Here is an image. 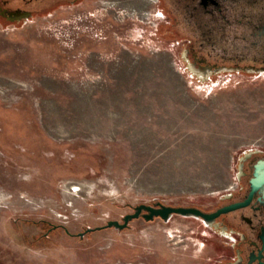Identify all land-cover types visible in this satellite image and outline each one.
<instances>
[{"label": "rangeland", "instance_id": "obj_1", "mask_svg": "<svg viewBox=\"0 0 264 264\" xmlns=\"http://www.w3.org/2000/svg\"><path fill=\"white\" fill-rule=\"evenodd\" d=\"M153 4L0 24V264H205L193 216L75 235L138 203L208 206L264 154V72L202 84Z\"/></svg>", "mask_w": 264, "mask_h": 264}, {"label": "flooded vegetation", "instance_id": "obj_2", "mask_svg": "<svg viewBox=\"0 0 264 264\" xmlns=\"http://www.w3.org/2000/svg\"><path fill=\"white\" fill-rule=\"evenodd\" d=\"M97 1L101 5L107 3V0H0V24L22 26L45 14L89 8ZM152 1L162 12L163 36L173 39L185 70L202 84H218L233 74L264 72V0ZM242 156L246 158L241 170L238 159L236 185L231 190L208 206L186 205L211 213L229 204L245 202L216 215L209 223L195 217L207 231L203 244L209 256L205 264H264V201L259 189L249 195L253 164L264 154L247 150Z\"/></svg>", "mask_w": 264, "mask_h": 264}, {"label": "water", "instance_id": "obj_3", "mask_svg": "<svg viewBox=\"0 0 264 264\" xmlns=\"http://www.w3.org/2000/svg\"><path fill=\"white\" fill-rule=\"evenodd\" d=\"M253 152H259L258 150H254ZM246 156H242L239 158L238 169H242L243 161ZM250 184V194L251 195L255 190H260L262 200L264 201V158H259L253 164V172L252 176L249 179ZM245 202H236L233 204H229L217 209L214 212L207 213L200 210L194 206H185V205H169L162 203L160 201L149 203H138L133 206L131 212H127L122 216L121 221L117 219H109L104 224L94 227H86L83 231L77 232L75 235L79 237H83L87 232H91L94 230L113 227L118 230H121L129 225V222L135 218L142 217L144 220L149 221L153 220L155 217H160L163 221H168V219L174 215H182V216H193L200 217L203 219L205 223H209L216 215L236 208ZM56 224H52L51 228H56ZM60 227H63L65 232L68 234H72L67 228L63 225L59 224Z\"/></svg>", "mask_w": 264, "mask_h": 264}, {"label": "trees", "instance_id": "obj_4", "mask_svg": "<svg viewBox=\"0 0 264 264\" xmlns=\"http://www.w3.org/2000/svg\"><path fill=\"white\" fill-rule=\"evenodd\" d=\"M51 225H52V224H49V226H48V228H47V231H48V229L51 227ZM56 225H57L56 228L60 227L59 224H56ZM56 228H51V230L56 229ZM42 236H44V234H42Z\"/></svg>", "mask_w": 264, "mask_h": 264}]
</instances>
